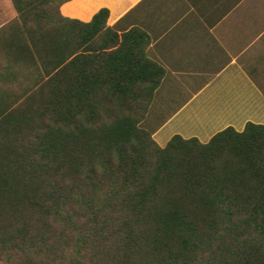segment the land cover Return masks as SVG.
Returning a JSON list of instances; mask_svg holds the SVG:
<instances>
[{"label": "trees", "instance_id": "1", "mask_svg": "<svg viewBox=\"0 0 264 264\" xmlns=\"http://www.w3.org/2000/svg\"><path fill=\"white\" fill-rule=\"evenodd\" d=\"M70 1L0 27V264H264V126L159 146L148 37Z\"/></svg>", "mask_w": 264, "mask_h": 264}, {"label": "crops", "instance_id": "2", "mask_svg": "<svg viewBox=\"0 0 264 264\" xmlns=\"http://www.w3.org/2000/svg\"><path fill=\"white\" fill-rule=\"evenodd\" d=\"M101 9L108 27L145 34L147 57L164 69L144 120L161 147L264 126V0H71L61 12L87 23Z\"/></svg>", "mask_w": 264, "mask_h": 264}, {"label": "rangeland", "instance_id": "3", "mask_svg": "<svg viewBox=\"0 0 264 264\" xmlns=\"http://www.w3.org/2000/svg\"><path fill=\"white\" fill-rule=\"evenodd\" d=\"M15 17H16V11L13 7L11 0H0V27L12 21ZM186 124H184L182 128L186 129L188 132L192 131V129L195 128L194 126H189V124L187 125Z\"/></svg>", "mask_w": 264, "mask_h": 264}]
</instances>
